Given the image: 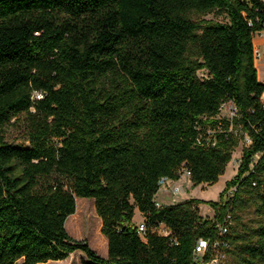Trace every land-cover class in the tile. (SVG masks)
Listing matches in <instances>:
<instances>
[{
	"label": "trees",
	"instance_id": "1",
	"mask_svg": "<svg viewBox=\"0 0 264 264\" xmlns=\"http://www.w3.org/2000/svg\"><path fill=\"white\" fill-rule=\"evenodd\" d=\"M212 13L229 21L201 18ZM260 31L263 0H0V264L76 251L82 264H199L200 239L205 263L222 240L218 264H264ZM246 136L213 217L196 199L157 206L161 177L186 168L194 185L215 183ZM77 197L95 200L106 257L68 233L83 224ZM252 205L263 222L238 232Z\"/></svg>",
	"mask_w": 264,
	"mask_h": 264
},
{
	"label": "rangeland",
	"instance_id": "2",
	"mask_svg": "<svg viewBox=\"0 0 264 264\" xmlns=\"http://www.w3.org/2000/svg\"><path fill=\"white\" fill-rule=\"evenodd\" d=\"M264 1V0H263ZM202 19L206 20H215L219 22H228V17L224 14L220 15L218 13L207 14L201 16ZM262 40V39H261ZM260 37L256 38L257 44L261 42ZM261 55V61L264 63V50ZM257 64V63H256ZM258 69V68H257ZM259 80L264 82V65L261 64L259 70ZM222 116H231L232 107L231 103L227 104L221 111ZM16 138L17 132L12 133ZM244 139L240 140L239 145L235 148L232 156V160L226 165L225 171L219 177L218 181L212 184H200L194 185L190 183L186 178H183L180 181L181 185H184L186 192L176 196V203L185 202L187 200L196 199L200 201L199 208L203 216H214V209L210 205L212 202H220L221 196L227 188L228 182L232 181L238 175V168L241 162L243 148L245 147ZM258 158V157H256ZM234 187L231 188L228 192H232ZM163 191L159 190L157 193V200L163 201V205H172L170 200L174 198L171 193H167L166 199L163 200ZM81 199V211L78 213V217L81 216L83 224L81 229H73L68 231L70 236L77 240H85L88 244L101 256L106 257L108 253V242L106 237L102 234V220L97 214L95 207V200L93 198H76ZM75 214V213H74ZM74 219H77L75 217ZM144 220L143 215L136 211L134 218V223L139 225ZM73 222V219H72ZM263 222V219L258 215L255 205L250 206L249 208L241 211L239 213V219L237 222L236 229L238 232H247L249 228H255ZM84 260H87L84 252L76 251L71 253L64 260H49L47 262L38 263V264H82ZM237 263V258L233 253L228 254L227 264ZM15 264H24V260L20 259ZM199 264H202L200 261Z\"/></svg>",
	"mask_w": 264,
	"mask_h": 264
},
{
	"label": "built area",
	"instance_id": "3",
	"mask_svg": "<svg viewBox=\"0 0 264 264\" xmlns=\"http://www.w3.org/2000/svg\"><path fill=\"white\" fill-rule=\"evenodd\" d=\"M257 37H260V40L262 39L261 42L259 41L258 44L256 42ZM254 44H255V57H256V63H257V61L262 58L261 57V55L263 53L262 50H264V31H260V32H257L255 34ZM263 100H264V95H263ZM229 103H231L232 115L228 116V117H233L236 115V112H237V108L233 102H228V103L223 104L222 109ZM222 109H221V111H222ZM245 143L246 144L251 143V139L248 136H246V138H245ZM256 157H258V156H256ZM183 178H186L191 183V171L186 169V168L183 169L181 171V177L178 180H173V179L168 178V177H161L159 180L160 190H165V191L171 193L172 196H174L173 201L174 202L177 201L176 196L186 192L185 186L180 184V181ZM234 190H235V188H234ZM234 190H232V192L229 193L228 195H232ZM156 204H157V206H161V204L159 202H157ZM216 227H217L219 234L221 236L225 235L228 231L226 222L225 223L218 222V223H216ZM137 229H138V233L144 238V236L146 234V230H147L145 222L143 221L142 223L137 225ZM155 230L160 235L173 236V231L168 226H166L165 224H160ZM173 240L177 241V239L174 237H173ZM210 246H211V243L209 240H205V239L199 240V242L196 246V249H195V258L198 262L201 261L202 264H218L226 257L225 254L222 252V248L228 247L229 246L228 242H225L222 240H215L212 243V248L216 251L215 258L213 260H211V262L205 263L203 258H204L205 254H206V252Z\"/></svg>",
	"mask_w": 264,
	"mask_h": 264
},
{
	"label": "crops",
	"instance_id": "4",
	"mask_svg": "<svg viewBox=\"0 0 264 264\" xmlns=\"http://www.w3.org/2000/svg\"><path fill=\"white\" fill-rule=\"evenodd\" d=\"M262 82V81H261ZM192 183V182H191ZM163 191V200H165L166 199V195H167V193H169V192H167V191H165V190H162ZM156 200H157V197H156ZM157 202H159L160 204H161V206H165V205H163L164 203H163V201L161 202V201H159V200H157ZM170 203H172V204H174V203H176V202H174L173 201V199H171L170 200ZM138 211V210H137ZM144 221V220H143Z\"/></svg>",
	"mask_w": 264,
	"mask_h": 264
},
{
	"label": "bare ground",
	"instance_id": "5",
	"mask_svg": "<svg viewBox=\"0 0 264 264\" xmlns=\"http://www.w3.org/2000/svg\"><path fill=\"white\" fill-rule=\"evenodd\" d=\"M261 64H263L264 65V63L261 61V60H258L257 61V68H258V70H259V68H260V66H261Z\"/></svg>",
	"mask_w": 264,
	"mask_h": 264
}]
</instances>
